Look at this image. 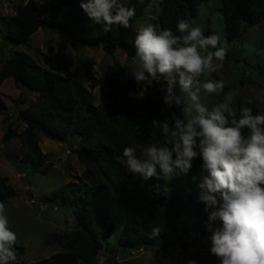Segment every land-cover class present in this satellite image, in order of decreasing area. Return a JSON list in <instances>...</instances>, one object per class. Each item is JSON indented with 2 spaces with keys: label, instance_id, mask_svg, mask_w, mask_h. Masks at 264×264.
Wrapping results in <instances>:
<instances>
[{
  "label": "trees",
  "instance_id": "16d2710c",
  "mask_svg": "<svg viewBox=\"0 0 264 264\" xmlns=\"http://www.w3.org/2000/svg\"><path fill=\"white\" fill-rule=\"evenodd\" d=\"M207 0H164L157 18L159 29H171L180 35L176 25L180 19L195 15L196 7ZM129 8H135V16L130 27L117 25L116 35L110 37H81L80 42L94 46L111 42L119 48L127 60L132 61L135 54L134 39L136 29L134 20L143 12L144 3L138 0H121ZM147 0H145V3ZM221 10L225 22V38H240L250 27L264 23V0H221ZM89 20L80 8V0H46L40 10L35 0H28L14 6V13L6 18V37L15 44L26 46L29 37L41 26L52 27L67 34L69 30L90 28ZM204 35L213 34L209 29ZM98 75L85 67L84 74L88 88L75 76H64L40 65L24 51L14 53L0 61V85L11 77L17 86L36 94L33 103L18 112L24 126L15 133L8 124L2 140L13 136L20 140V151L28 157L31 167H38L47 154H42L38 146L40 135L51 140H63L70 135L69 144L74 145L75 154L81 162L91 165L82 172L83 184L80 195L72 199L73 192L60 195L61 205L68 202L73 207L72 224L74 230L54 233L51 240L59 250L48 257L30 261L27 264H101L97 254L103 247L93 228L101 226L105 236L115 235L116 244L123 250L150 248L159 245L165 238L171 219L192 207L194 229L205 235L208 225L204 205L198 201L197 183L192 173L165 178L143 179L130 173L123 165L124 147L138 144L145 148L154 140L164 137L159 129H153L151 121L164 120L172 112L180 115L176 107L168 108L162 101L160 85L153 87L150 94L138 100L137 108L132 109L120 103L107 105L93 103L90 89L95 86L136 91L143 82L137 83L127 65L100 63ZM79 109L82 114L72 120ZM238 107V115H239ZM252 113H264V106L251 107ZM3 106L0 105V113ZM57 115L71 119L70 125L55 126L50 117ZM247 135V130H244ZM74 147V146H73ZM197 157L192 166L201 163ZM16 195L0 175V201ZM73 200V201H72ZM159 228V235L151 237L153 228ZM159 249V250H160ZM219 264V263H218Z\"/></svg>",
  "mask_w": 264,
  "mask_h": 264
},
{
  "label": "rangeland",
  "instance_id": "374dc122",
  "mask_svg": "<svg viewBox=\"0 0 264 264\" xmlns=\"http://www.w3.org/2000/svg\"><path fill=\"white\" fill-rule=\"evenodd\" d=\"M28 0H0V61L8 59L14 53L24 51L33 57L40 65L64 76L73 75L88 88L84 70L88 67L98 75L100 63L127 65L134 72L132 61L127 60L125 53L109 43L94 46L79 41L81 37H110L114 39L117 25L110 31H104V25L92 24L90 28L72 29L67 34L60 30L41 26L28 39L26 46L15 45L6 37V18L14 13V6ZM46 0H35L42 10ZM164 0H138L144 3L143 12L133 22V28L149 23L155 25ZM187 20L193 25H199L203 30L209 29L225 38V22L221 10V0H207L196 7L195 15ZM181 35V34H180ZM227 40V39H226ZM228 55L222 62V67L199 79L201 83L208 79L223 80L225 87L220 93L208 94L201 90V102L209 109L224 96L231 93L234 97L233 107L264 106V23L250 27L240 38L227 40ZM161 82L145 85L144 82L136 91H124L118 88L95 86L90 89L93 103L103 102L107 105L120 103L132 109L137 108V101L150 94L153 87ZM144 88L146 91L143 92ZM178 91V89H177ZM163 93L161 92V96ZM36 94L25 87L17 86L11 77L0 85V175L7 178V183L14 189L16 195L5 199L9 227L17 234L15 251L16 260L10 264H27L39 258L48 257L59 246L51 240L54 233H63L75 229L70 221L73 207L68 202L61 205L60 195L73 192L72 199L80 195L83 184L82 172L87 165L78 160L75 147L78 138L74 140V147L69 144L70 135L63 140H51L43 135L39 136L38 146L43 158L38 167H31V163L20 151V140L13 136L7 141L2 140L8 124L18 133L24 124L19 119L18 112L33 103ZM82 114L79 109L77 117ZM71 119H63L52 115L50 121L57 127L70 125ZM138 158L142 148L133 144ZM26 157V159H25ZM128 170L126 158L121 159ZM129 171V170H128ZM188 173L200 181L202 174H207L202 168V162L191 167ZM75 200V199H74ZM73 201V200H72ZM194 215L192 207L185 209L179 216L173 217L166 229L165 238L160 241L163 248L150 247L144 249L123 250L116 244L115 235L105 236L101 226L93 228L103 247L97 254L101 264H187L188 260H196L197 264H218L219 260L210 254L211 229L218 227L219 222L205 226L203 236L194 229ZM160 249V250H159Z\"/></svg>",
  "mask_w": 264,
  "mask_h": 264
},
{
  "label": "clouds",
  "instance_id": "9594fccd",
  "mask_svg": "<svg viewBox=\"0 0 264 264\" xmlns=\"http://www.w3.org/2000/svg\"><path fill=\"white\" fill-rule=\"evenodd\" d=\"M80 8L94 24H103L104 31L113 25L128 28L135 16V8L121 0H80ZM176 29L181 35L151 23L136 29L132 75L145 85L163 81L162 101L180 115L172 112L164 120L151 121L164 139L149 143L139 158L135 147H124L122 155L129 172L145 180L159 179L158 170L165 178L187 174L199 157L207 174L197 183L198 201L208 225L219 222L208 237L210 254L219 264H264V113L254 115L243 107L238 117L231 93L211 109L202 103L201 90L213 94L225 87L223 80L201 83L199 78L222 67L228 42L218 33L205 36L201 26L187 19H180ZM69 219L75 221L74 216ZM159 232L153 228L150 236ZM16 241L0 201V264L16 260Z\"/></svg>",
  "mask_w": 264,
  "mask_h": 264
}]
</instances>
